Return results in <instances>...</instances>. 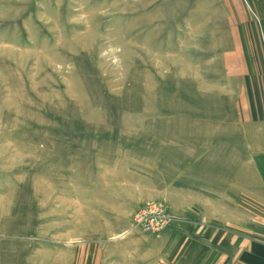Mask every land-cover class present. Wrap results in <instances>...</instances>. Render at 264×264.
Listing matches in <instances>:
<instances>
[{
	"label": "rangeland",
	"instance_id": "obj_1",
	"mask_svg": "<svg viewBox=\"0 0 264 264\" xmlns=\"http://www.w3.org/2000/svg\"><path fill=\"white\" fill-rule=\"evenodd\" d=\"M261 13L264 0H0V264L201 256L193 191L247 150ZM254 94L261 106L260 77Z\"/></svg>",
	"mask_w": 264,
	"mask_h": 264
},
{
	"label": "crops",
	"instance_id": "obj_2",
	"mask_svg": "<svg viewBox=\"0 0 264 264\" xmlns=\"http://www.w3.org/2000/svg\"><path fill=\"white\" fill-rule=\"evenodd\" d=\"M261 35L264 42V28ZM256 40L254 36L253 48ZM250 67V107L242 111L240 135L241 147L247 150L234 155L233 171L219 174L216 188L193 191L198 196L193 209L201 210V217L191 219V242H200L202 250L201 256L197 250L191 257L187 253L191 264H264V102L256 106L253 95V82L260 77L264 83V61L253 59Z\"/></svg>",
	"mask_w": 264,
	"mask_h": 264
}]
</instances>
